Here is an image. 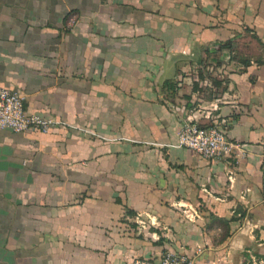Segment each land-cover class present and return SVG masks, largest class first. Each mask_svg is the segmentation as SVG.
I'll list each match as a JSON object with an SVG mask.
<instances>
[{"label": "crops", "instance_id": "obj_1", "mask_svg": "<svg viewBox=\"0 0 264 264\" xmlns=\"http://www.w3.org/2000/svg\"><path fill=\"white\" fill-rule=\"evenodd\" d=\"M253 37L264 44V0H0V87L54 122L0 131V264L198 247L196 264H264V63L213 57L233 39L253 53ZM202 62L213 101L193 91ZM181 108L217 124L233 156L180 147Z\"/></svg>", "mask_w": 264, "mask_h": 264}, {"label": "built area", "instance_id": "obj_2", "mask_svg": "<svg viewBox=\"0 0 264 264\" xmlns=\"http://www.w3.org/2000/svg\"><path fill=\"white\" fill-rule=\"evenodd\" d=\"M202 86L212 89L210 80L202 82ZM25 98L21 94L0 87V131L12 133L47 134L54 126L51 120L29 114L25 110ZM187 108L175 109L180 119V129L177 133L178 144L182 148L194 151L200 158L209 161H225L230 159L238 145L231 141L217 124L202 127L194 119ZM196 216V215H195ZM140 229L146 230L144 222H138ZM203 253L198 247L192 257L167 253L158 260L134 259L129 264H196L197 258ZM249 259L254 261L250 255Z\"/></svg>", "mask_w": 264, "mask_h": 264}, {"label": "trees", "instance_id": "obj_3", "mask_svg": "<svg viewBox=\"0 0 264 264\" xmlns=\"http://www.w3.org/2000/svg\"><path fill=\"white\" fill-rule=\"evenodd\" d=\"M75 19L72 15V13H70L67 18L66 21H71ZM253 40L255 41L254 43L256 44L257 47L252 46L251 48H253V53H250L248 55H243L240 54L241 52L239 51V46L238 44L233 40H228L225 43H222L220 45H218L217 49L214 51V56L215 58H218L220 56V54L223 51H228L230 54H232L231 57V61H237L241 64H243L244 66L249 65L250 61H253L254 63L257 64H262L264 63L262 56H264V44L261 43L256 37H253ZM257 51H254V50ZM234 55V56H233ZM204 62L199 64V68L198 70L195 72V76H196V81L193 83V91H198L202 94L205 95V98L207 99V101H213L215 99H218L219 96L221 95V92L218 90L220 89L219 86H221L220 82H214L213 81V87H215V90L213 91L212 89L206 88L202 86V82L205 80H211L213 79V73L209 72L208 70H206L207 68L205 67L206 64H203ZM219 65V63H218ZM202 127H207V126H203ZM127 216H134L133 212L128 211L126 213ZM242 217V215H241ZM144 259V258H143Z\"/></svg>", "mask_w": 264, "mask_h": 264}, {"label": "rangeland", "instance_id": "obj_4", "mask_svg": "<svg viewBox=\"0 0 264 264\" xmlns=\"http://www.w3.org/2000/svg\"><path fill=\"white\" fill-rule=\"evenodd\" d=\"M250 52H252L253 48H248ZM249 262H251V264H258V262L256 261V258H254V261H252L251 259H249Z\"/></svg>", "mask_w": 264, "mask_h": 264}]
</instances>
